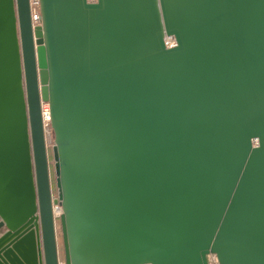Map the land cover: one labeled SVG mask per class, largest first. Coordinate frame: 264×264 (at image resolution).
Segmentation results:
<instances>
[{"label": "water", "instance_id": "1", "mask_svg": "<svg viewBox=\"0 0 264 264\" xmlns=\"http://www.w3.org/2000/svg\"><path fill=\"white\" fill-rule=\"evenodd\" d=\"M39 11L0 0V264L56 217L63 264H264V0Z\"/></svg>", "mask_w": 264, "mask_h": 264}, {"label": "built area", "instance_id": "2", "mask_svg": "<svg viewBox=\"0 0 264 264\" xmlns=\"http://www.w3.org/2000/svg\"><path fill=\"white\" fill-rule=\"evenodd\" d=\"M30 5V15H31V24L33 27L40 25L41 15L39 11V0H29ZM168 46L174 44V39L167 37L165 40ZM41 116L44 123L45 131H47V123L49 122V106L46 102L41 103ZM210 264H216V262L211 260Z\"/></svg>", "mask_w": 264, "mask_h": 264}, {"label": "rangeland", "instance_id": "3", "mask_svg": "<svg viewBox=\"0 0 264 264\" xmlns=\"http://www.w3.org/2000/svg\"><path fill=\"white\" fill-rule=\"evenodd\" d=\"M47 131H45V135H46V141H47V147H48V153H49V157L51 156V146L53 144V134H52V130L49 126V123H47ZM49 161L52 165V160L51 157L49 158ZM52 171V170H51ZM52 178H53V174H52ZM52 188H53V195H56V191L54 188V184H52ZM56 227H57V241H58V247H59V260L61 262V264H63V251H62V243H61V235H60V229H59V224H58V217H56ZM214 257H211V260L213 261Z\"/></svg>", "mask_w": 264, "mask_h": 264}, {"label": "bare ground", "instance_id": "4", "mask_svg": "<svg viewBox=\"0 0 264 264\" xmlns=\"http://www.w3.org/2000/svg\"><path fill=\"white\" fill-rule=\"evenodd\" d=\"M60 214V209L59 208H56L55 209V215L57 216V215H59Z\"/></svg>", "mask_w": 264, "mask_h": 264}]
</instances>
